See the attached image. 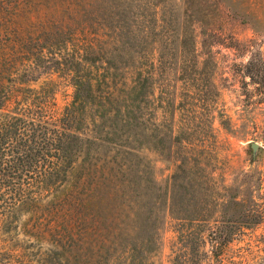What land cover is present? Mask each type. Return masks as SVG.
Masks as SVG:
<instances>
[{
	"label": "trees",
	"instance_id": "1",
	"mask_svg": "<svg viewBox=\"0 0 264 264\" xmlns=\"http://www.w3.org/2000/svg\"><path fill=\"white\" fill-rule=\"evenodd\" d=\"M27 1L0 0V264H155L166 199L143 153L171 151L175 105L149 136L154 58L110 52L95 0H34L36 22ZM245 69L264 96V62ZM237 236L179 234L185 264H218Z\"/></svg>",
	"mask_w": 264,
	"mask_h": 264
},
{
	"label": "rangeland",
	"instance_id": "2",
	"mask_svg": "<svg viewBox=\"0 0 264 264\" xmlns=\"http://www.w3.org/2000/svg\"><path fill=\"white\" fill-rule=\"evenodd\" d=\"M34 3H26L31 22L41 13ZM92 8L94 32L118 40L110 52L127 42L128 54L154 58L149 136H166L165 107L175 105L171 151L143 153L166 199L155 264H185L179 234L219 230L238 236L218 264H264V96L245 69L264 62V0H95ZM71 95L60 81L59 107Z\"/></svg>",
	"mask_w": 264,
	"mask_h": 264
},
{
	"label": "water",
	"instance_id": "3",
	"mask_svg": "<svg viewBox=\"0 0 264 264\" xmlns=\"http://www.w3.org/2000/svg\"><path fill=\"white\" fill-rule=\"evenodd\" d=\"M257 147H258V145H257L256 143H252V144H251V148H252L253 150H255Z\"/></svg>",
	"mask_w": 264,
	"mask_h": 264
}]
</instances>
